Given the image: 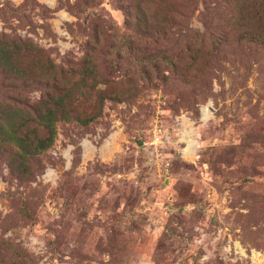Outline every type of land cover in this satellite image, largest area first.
<instances>
[{
  "label": "rangeland",
  "instance_id": "374dc122",
  "mask_svg": "<svg viewBox=\"0 0 264 264\" xmlns=\"http://www.w3.org/2000/svg\"><path fill=\"white\" fill-rule=\"evenodd\" d=\"M171 1L156 42L134 38V0H0V37L30 41L63 68L100 51L107 79L140 88L106 100L88 125L57 122L29 178L0 155V245L24 251L22 264H264V47L222 29L225 0ZM222 31L228 45L196 84L164 68L140 75L137 56ZM44 94L0 74V100Z\"/></svg>",
  "mask_w": 264,
  "mask_h": 264
},
{
  "label": "trees",
  "instance_id": "16d2710c",
  "mask_svg": "<svg viewBox=\"0 0 264 264\" xmlns=\"http://www.w3.org/2000/svg\"><path fill=\"white\" fill-rule=\"evenodd\" d=\"M134 2L137 11L133 16L132 12H127V22L134 29V38L158 39V42L166 37L167 27L172 22V1ZM225 3L227 17L222 29L236 32L237 44L264 47V0H225ZM98 41L101 43L100 38ZM228 41L229 34L224 31L210 37L199 35L175 53L142 52L143 55L136 57V64L145 79L164 68L185 84L194 85L204 78L200 69L204 67L203 62L216 59L222 51L220 48L228 45ZM133 45L127 42L131 49ZM99 53L90 51L79 67L63 68L30 41L0 37V74L11 82H32L46 89L37 104L25 95L0 100V155H7L12 173L20 178L32 175L30 161L54 144L60 120L85 126L102 114L106 100L120 103L137 97L140 88L134 78L110 80L104 76ZM17 251L19 248L0 245V264H22L27 255L24 251ZM10 253L14 259L19 254L21 258L7 260Z\"/></svg>",
  "mask_w": 264,
  "mask_h": 264
},
{
  "label": "bare ground",
  "instance_id": "6f19581e",
  "mask_svg": "<svg viewBox=\"0 0 264 264\" xmlns=\"http://www.w3.org/2000/svg\"><path fill=\"white\" fill-rule=\"evenodd\" d=\"M192 147H193V144H191V145L189 146V151L192 149Z\"/></svg>",
  "mask_w": 264,
  "mask_h": 264
}]
</instances>
